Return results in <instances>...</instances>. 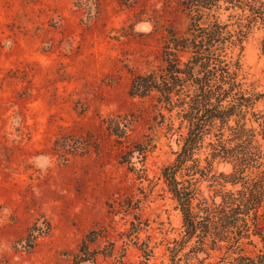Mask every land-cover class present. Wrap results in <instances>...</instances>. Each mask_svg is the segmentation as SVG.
<instances>
[{
    "label": "rangeland",
    "instance_id": "obj_1",
    "mask_svg": "<svg viewBox=\"0 0 264 264\" xmlns=\"http://www.w3.org/2000/svg\"><path fill=\"white\" fill-rule=\"evenodd\" d=\"M235 1L219 0L201 23L217 21L232 36L225 64L253 103L247 127L257 128L251 113L264 114V27L248 24L240 2L253 0ZM184 2L0 0V264H75L91 240L90 260L77 264H229L237 257L224 244L200 250L197 238L185 241L162 178L186 134L179 109L158 105L157 93L129 95L134 75L162 64L168 31L186 34ZM118 118L130 122L123 139L104 123ZM214 171L228 174L231 165L215 163ZM209 184L199 188L210 199ZM241 248L256 256L264 243L251 236Z\"/></svg>",
    "mask_w": 264,
    "mask_h": 264
},
{
    "label": "trees",
    "instance_id": "obj_2",
    "mask_svg": "<svg viewBox=\"0 0 264 264\" xmlns=\"http://www.w3.org/2000/svg\"><path fill=\"white\" fill-rule=\"evenodd\" d=\"M218 1L185 0L191 21L186 34L168 31L162 64L134 75L129 95L145 98L157 93L158 105L169 112L179 109L178 130L185 128L186 134L180 135V151L174 163L162 170V178L181 212L185 241L197 238L200 250L207 242L211 250L224 244L227 253L237 254L229 264H264V252L249 256L241 248V241L251 236L264 243V114L251 113L257 128L247 127L246 116L253 103L238 91L236 76L224 60L226 49L234 45L232 36L217 21L201 23L210 16L205 11L218 8ZM240 4L250 12L249 25L260 22L264 27V1ZM104 123L118 139L125 138L130 127L126 119ZM203 150L205 158H195ZM215 163L231 165V172L216 173ZM203 181L210 182L208 187L214 192L210 199L200 191ZM227 184L238 188L224 191ZM92 242H82L74 255L75 264L90 260L88 247Z\"/></svg>",
    "mask_w": 264,
    "mask_h": 264
}]
</instances>
